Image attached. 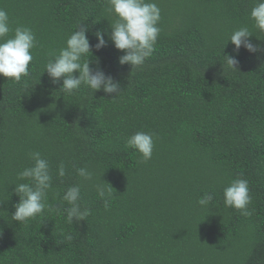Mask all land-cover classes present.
<instances>
[{
  "label": "trees",
  "instance_id": "trees-1",
  "mask_svg": "<svg viewBox=\"0 0 264 264\" xmlns=\"http://www.w3.org/2000/svg\"><path fill=\"white\" fill-rule=\"evenodd\" d=\"M154 2L161 31L145 64L132 68L119 63L124 53L110 40L116 16L108 0H0L11 27H30L38 41L29 76L0 75V264H264V32L250 17L256 0ZM80 21L93 46L94 33H105L90 67L119 81V95H92L84 85L69 95L62 79L43 72ZM241 26L258 51L242 46L237 54L227 41ZM137 131L154 134L147 162L125 146ZM33 151L49 161L52 188L44 213L19 223L13 189L30 182L17 173L33 164ZM82 167L92 180L78 175ZM236 178L249 181L251 215L224 204ZM96 184L113 187L107 209ZM72 185L90 214L69 224L62 197ZM205 192L213 202L202 207Z\"/></svg>",
  "mask_w": 264,
  "mask_h": 264
},
{
  "label": "clouds",
  "instance_id": "clouds-1",
  "mask_svg": "<svg viewBox=\"0 0 264 264\" xmlns=\"http://www.w3.org/2000/svg\"><path fill=\"white\" fill-rule=\"evenodd\" d=\"M108 3L109 12H114L116 16L110 24L112 29L110 40L116 49L124 53L119 57V63L130 64L132 68L143 66L152 55L161 31L158 26L161 20L160 7L154 0H108ZM250 17L254 20L255 28L264 32V0H256ZM88 30V25L82 24V21L78 22L75 30L68 36L66 46L48 54L49 59L43 72L47 71L53 83L62 79L60 90L69 95L74 94L84 85L91 90L92 95L95 91L102 90L106 94L114 93L117 96L121 91L119 81L99 67L95 70L90 67L89 57L92 55V48L99 50L107 44L105 33L100 30L94 33L97 43L93 46L86 35ZM252 34L247 26H241L231 33L227 41L233 43L237 54L242 46L250 52H256L260 46L251 42L249 37ZM37 46L38 41L34 31L25 25L11 27L8 12L0 8V75L16 82L21 81L22 77L29 76V65L33 61L31 50ZM224 55L226 66L237 69L236 65L239 61L234 56ZM74 72H78L79 75L75 76ZM153 135L137 131L126 139L125 146L137 150L142 155L143 161L147 162L153 155ZM29 157L33 164L18 172L17 179L30 182L15 184L13 189L19 196V201L14 205L15 211L11 214V218L19 223L44 213L47 206L45 200L48 191L52 188L53 176L49 161L39 151L30 152ZM77 173L85 180L93 178V173L84 167L78 168ZM65 174V166L60 164L58 175L64 177ZM95 187L98 196L104 201L105 209L109 208L113 198V187H106L104 184H96ZM223 196L226 207H234L245 216L251 215L248 206L252 197L247 179H234L224 189ZM80 198V187L76 185L68 186L63 194L62 200L70 205L64 209L69 224L85 220L90 214L89 209H81ZM212 202L213 194L209 192H205L197 201L202 207H207ZM71 238V235L67 236V239Z\"/></svg>",
  "mask_w": 264,
  "mask_h": 264
}]
</instances>
